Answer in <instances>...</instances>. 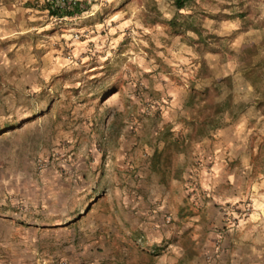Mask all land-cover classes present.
Instances as JSON below:
<instances>
[{
    "label": "rangeland",
    "instance_id": "rangeland-1",
    "mask_svg": "<svg viewBox=\"0 0 264 264\" xmlns=\"http://www.w3.org/2000/svg\"><path fill=\"white\" fill-rule=\"evenodd\" d=\"M23 1L16 0L25 8L27 0ZM79 1L86 11L78 17L41 18L51 37H22L6 44L21 48L16 54L13 48L7 56L9 66L0 75L7 86H0V93H5L15 123L35 121L9 134L11 143H23L24 161L10 171L0 169V178H66L82 173L96 177L99 172L94 167L117 160L118 138L125 134L133 135L132 148L119 160L125 162L131 154L137 161H146L156 138L161 140L167 129L172 132L174 124L183 125L178 118L182 110L196 117L202 103L195 96V104H189L192 89L203 91L210 85L197 78L204 60L212 79L230 80V86L219 85L220 96L214 100L232 97L233 118L225 113L218 123L235 135L238 156L223 160L229 170L235 169V179L245 182L232 191L238 196L243 189L244 198L231 205L237 215L226 216L224 229L231 225L243 229L245 238L258 246L257 260L264 264V107L256 106L259 95L239 61L243 49L264 42V27H257L264 19V0H196L191 10L181 12L193 13L207 32L219 38L213 42L216 53L197 51L162 26L144 24L150 0ZM152 1L162 19L176 15L172 0ZM240 11H246L245 19L252 23L246 30L241 19L233 16ZM202 14L230 16L214 20ZM15 85L21 89H14ZM176 113L174 120L171 115ZM176 132L183 131L178 128L172 134ZM169 156L168 164L178 163L177 154L169 150ZM188 161L198 163L191 155ZM225 188L230 190L223 186L220 191ZM186 191L192 195L188 187Z\"/></svg>",
    "mask_w": 264,
    "mask_h": 264
},
{
    "label": "crops",
    "instance_id": "crops-1",
    "mask_svg": "<svg viewBox=\"0 0 264 264\" xmlns=\"http://www.w3.org/2000/svg\"><path fill=\"white\" fill-rule=\"evenodd\" d=\"M45 13L23 8L16 0H0V75L16 47L7 43L51 37L41 22ZM5 84L0 82L2 89ZM3 94L0 169L10 171L23 163L24 145L11 143L9 134L35 120L15 123ZM194 115L182 110L178 118L183 125L174 124L171 131L180 128L186 134V122ZM45 116H39L40 121ZM132 136H119L117 160L94 167L99 173L93 178L84 173L66 178L1 177L0 264H260L258 246L245 238L243 229L232 225L224 229L226 216L237 215L231 205L244 198L243 189L238 196L232 194L235 185L245 182L235 179V169L229 170L227 163L229 155L238 156L235 135L220 128L178 153V163L156 168L151 164L153 152L164 147L157 138L146 161L131 154L125 162L119 160L131 151ZM190 155L197 165L188 161ZM188 181L199 189L195 195H188ZM223 186L230 190L220 191Z\"/></svg>",
    "mask_w": 264,
    "mask_h": 264
},
{
    "label": "trees",
    "instance_id": "trees-1",
    "mask_svg": "<svg viewBox=\"0 0 264 264\" xmlns=\"http://www.w3.org/2000/svg\"><path fill=\"white\" fill-rule=\"evenodd\" d=\"M196 4V0H172V6L176 11V15L168 20L162 19L160 12L157 10L155 3L150 0L148 12L144 24L154 26L156 24L162 26L171 36L184 38L189 46L196 47L197 51L216 53L213 42H218L219 38L207 32L198 22L196 16L189 12L181 14L182 11H189ZM23 6L29 9H35L46 12L47 16L55 19L74 18L80 16L86 9L82 8V1L79 0H27ZM203 16V14H202ZM230 16V15H229ZM228 15H206L214 20L219 18H229ZM242 21V28L246 30L251 26V22L246 18V11H240L233 15ZM148 20V21H147ZM257 27H264V19H262ZM192 34L193 37H190ZM259 47L262 49L260 54ZM252 46L243 49L239 53V61L245 78L250 82L251 86L259 95L256 106L264 107V42L259 46ZM197 78L203 81H210V85L206 86L203 91H193L190 98V105H193V97H199L202 106L198 109L196 117L186 122L187 133L178 134L176 137L167 129L161 141L164 143L162 150H154L151 164L152 168H156L159 164H167L169 162V150L173 154L182 153L192 142L202 138L209 137L211 133L220 129L219 117L228 114L233 118V103L231 95H228L224 101L216 102L214 98L220 96L219 85L226 83L230 86V80H221L217 82L212 79V74L204 60L201 61L200 73ZM196 105H199L196 103Z\"/></svg>",
    "mask_w": 264,
    "mask_h": 264
},
{
    "label": "built area",
    "instance_id": "built-area-1",
    "mask_svg": "<svg viewBox=\"0 0 264 264\" xmlns=\"http://www.w3.org/2000/svg\"><path fill=\"white\" fill-rule=\"evenodd\" d=\"M187 187H188V189L190 190V194H196V193H198V189H197V186H196V184H194V183H189L188 185H187ZM194 194V195H195Z\"/></svg>",
    "mask_w": 264,
    "mask_h": 264
}]
</instances>
